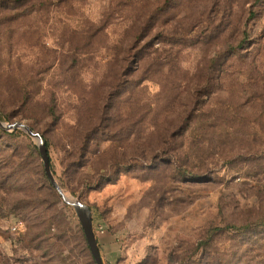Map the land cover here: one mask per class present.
Instances as JSON below:
<instances>
[{
  "label": "rangeland",
  "instance_id": "1",
  "mask_svg": "<svg viewBox=\"0 0 264 264\" xmlns=\"http://www.w3.org/2000/svg\"><path fill=\"white\" fill-rule=\"evenodd\" d=\"M15 2L0 117L104 264H264V0ZM38 145L0 128V264H96Z\"/></svg>",
  "mask_w": 264,
  "mask_h": 264
},
{
  "label": "water",
  "instance_id": "2",
  "mask_svg": "<svg viewBox=\"0 0 264 264\" xmlns=\"http://www.w3.org/2000/svg\"><path fill=\"white\" fill-rule=\"evenodd\" d=\"M0 128L5 131L22 130L26 132L31 138L38 141L39 143L38 149H39L40 155L44 163L46 176L50 180L52 186L56 189V191L62 197L64 202L67 205L72 206L77 212V215L81 222L88 246L90 248L91 254L96 264H104L103 258H102V255L99 249V244H98L95 231H94V222H93L92 213L89 208L84 206L79 201H72L71 199H69L64 193L63 189L57 183L53 175V172H52L49 152H48V149H47V146H46V143L43 137L39 133H36L32 128L22 123L5 124L0 120Z\"/></svg>",
  "mask_w": 264,
  "mask_h": 264
},
{
  "label": "trees",
  "instance_id": "3",
  "mask_svg": "<svg viewBox=\"0 0 264 264\" xmlns=\"http://www.w3.org/2000/svg\"><path fill=\"white\" fill-rule=\"evenodd\" d=\"M10 1H12V2H10ZM7 2H8V3H12L13 6H16V5L18 4L17 2L14 3V0H7ZM139 61H140L141 64L143 63V65H146V64H147V61H145L144 58L140 59ZM144 61H145V62H144ZM51 111H52L53 114H54V108H52ZM0 120L2 121L1 117H0ZM17 131H18V130H17ZM22 133H23V132H22ZM45 143H46V146H47V149H48V152H49V144H48L47 141H45ZM49 156H50V155H49ZM47 178H48V177H47ZM50 184H51V183H50ZM51 186H52V184H51ZM52 188L55 189L53 186H52ZM55 190H56V189H55ZM261 225H262V224H261Z\"/></svg>",
  "mask_w": 264,
  "mask_h": 264
},
{
  "label": "built area",
  "instance_id": "4",
  "mask_svg": "<svg viewBox=\"0 0 264 264\" xmlns=\"http://www.w3.org/2000/svg\"><path fill=\"white\" fill-rule=\"evenodd\" d=\"M22 227H23V222H18L17 224L12 226L11 230L13 233H18L21 231Z\"/></svg>",
  "mask_w": 264,
  "mask_h": 264
}]
</instances>
